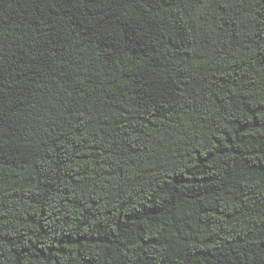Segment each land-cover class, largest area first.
<instances>
[{
  "label": "trees",
  "instance_id": "trees-1",
  "mask_svg": "<svg viewBox=\"0 0 264 264\" xmlns=\"http://www.w3.org/2000/svg\"><path fill=\"white\" fill-rule=\"evenodd\" d=\"M0 264H264V0H0Z\"/></svg>",
  "mask_w": 264,
  "mask_h": 264
}]
</instances>
